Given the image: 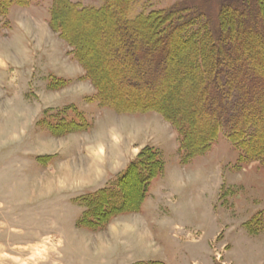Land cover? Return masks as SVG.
I'll return each mask as SVG.
<instances>
[{"label":"rangeland","instance_id":"374dc122","mask_svg":"<svg viewBox=\"0 0 264 264\" xmlns=\"http://www.w3.org/2000/svg\"><path fill=\"white\" fill-rule=\"evenodd\" d=\"M61 1L89 11L58 15L88 61L80 62L77 45L63 37V25L58 30L51 25ZM189 1L215 13L221 0H129L127 18ZM7 2L0 0V264H264L260 156L237 146L222 129L209 147L184 160L183 138L158 112L121 113L98 100L102 75L112 82L105 84L106 92L120 94L122 105L161 108L180 96L189 100L194 81L198 97L192 98L190 112L197 117H187L182 129L192 125L198 139H207L208 111L216 102L204 99L206 78L194 65V44L186 50L183 37L168 40L166 47L175 44L180 52H163L165 83L159 84L161 74L158 78L152 70L140 81L147 56L129 63L136 52L132 41L139 37L130 40L132 27L121 24L126 15L116 8L95 12L115 6L113 0H31L6 7ZM117 46H126L125 51ZM211 53L204 47L206 62ZM179 57L185 59L180 66ZM229 94L225 103L233 102ZM242 108L241 115L248 113ZM257 120V128H264ZM50 124L63 134L52 133ZM67 124L72 131H65ZM122 141L139 142L130 157H123ZM145 149L158 152L165 168L151 182L141 208L112 216L102 231L82 225L92 201L80 199L120 182ZM96 216L89 219L99 221Z\"/></svg>","mask_w":264,"mask_h":264},{"label":"trees","instance_id":"16d2710c","mask_svg":"<svg viewBox=\"0 0 264 264\" xmlns=\"http://www.w3.org/2000/svg\"><path fill=\"white\" fill-rule=\"evenodd\" d=\"M30 1L8 0L6 7L15 3L28 5ZM113 1L115 6L106 5L100 10L92 11L105 12L116 8L118 14L126 15L124 19L122 18L121 24L127 29L132 27L133 34L131 33L130 40L139 37L136 41H132L136 47V52L129 55V63H132L138 56L140 57L143 54L147 56V61L140 66L142 71L139 72L140 77L138 80L143 81L145 77L147 78L148 70L154 71V74L158 76L167 69L164 64L165 56L163 52L165 51L167 55L173 56L175 53L180 52V48L175 44L166 47V44L174 36H181L183 37L182 44H185V48L187 47L186 50L194 44L191 50L195 49L197 51L193 62L197 69H202L204 78H206L201 86L205 89L204 96L206 97L204 99L213 100L216 104L210 107L208 111V116L212 120L209 133L206 135L207 139L201 140L197 138V131L192 130V125H186V128L182 129V123L189 121L187 117L192 118L194 121L197 117L196 112H190L192 98L194 96V99L198 97V85H195L194 81L188 86L189 100L180 96L174 102L170 101L164 106L162 104L161 108L159 105L155 106L151 103L134 104L133 106L132 104L122 105L123 101L120 94L114 92L113 96L112 94L108 95L106 85H111L112 82H108L107 76L102 75L99 77L100 81L97 80L100 103L121 113L158 112L174 126L180 138H183L182 148L187 150L188 153L184 160L209 147L210 142L223 129L226 131L227 136L236 142L237 146L248 149L247 152L255 153V155L260 156L259 159L264 161V128H257L259 123L257 119L264 121V0H221L215 13L207 11L208 8L203 3L198 4L196 1H189L184 5L180 4L170 9L151 11L148 14L139 15L136 19L127 18L128 7L126 2L129 0L122 2L125 5L120 0ZM61 4L62 7L56 9L58 14L55 15L51 25L55 30H58V24L63 25L61 30L64 33L63 37L68 42L77 45L78 51L76 52L80 62L88 61L87 54L80 53L78 44L67 33L63 16L58 15H62L66 10L74 11V15L75 13H89V11H87L88 9H79L76 5H70L69 2L63 3L61 1ZM235 21L240 25L234 24ZM72 22L70 21L68 26H72L74 24ZM147 29L149 34L147 38L146 36L144 38L143 35ZM234 29L235 31L238 30V34L236 33L233 39L232 32H234ZM259 36L261 37L255 41L254 37ZM206 46L212 49L207 62L204 55V47ZM125 47L117 46L115 48H122L121 50L125 51ZM172 53L174 54L172 55ZM183 58H178L179 66L185 60ZM128 73H132L131 68ZM160 77L162 80L159 84H164L165 81L163 80L166 76L161 74ZM160 77L158 76V78ZM63 83L66 86L68 85V81ZM145 84L151 90L155 87L150 82H145ZM100 88L103 90H100ZM228 93H230L229 96L233 99V102L225 103ZM236 107L238 108L237 113L225 114V111L227 113L236 111ZM242 107L249 109L245 115H241L240 110L243 109ZM216 116L217 118H215ZM231 116H236V119ZM71 127L67 124L65 131H72ZM50 128L52 133L63 134L57 128V124H50ZM206 141H209L207 145ZM164 168L165 162L159 157L158 152L152 149L143 150L137 161L131 163L128 172L121 176L120 182L117 183L115 180L116 183L113 184L112 182L106 188L80 199L81 202H84V198L87 201H92V205H89L88 210L84 213L83 217L85 218L80 223L91 230L102 231L111 222L112 216L119 213L137 212L147 197L151 182L164 173ZM131 180L135 182L130 183ZM127 194L132 199L127 198ZM91 213L97 215L99 221H95L94 218L89 219Z\"/></svg>","mask_w":264,"mask_h":264},{"label":"crops","instance_id":"0c3cea01","mask_svg":"<svg viewBox=\"0 0 264 264\" xmlns=\"http://www.w3.org/2000/svg\"><path fill=\"white\" fill-rule=\"evenodd\" d=\"M81 76H84V73H81ZM66 80V79H65ZM67 81H69L70 83H71V81L70 80H67ZM84 81V80H83ZM68 82V85H70V83ZM67 85V86H68ZM66 86V87H67ZM125 115H128V114H125ZM133 115H137V114H133ZM137 143H139V142H134V143H128L127 145H126V143L124 144V142L122 141L121 142V147L123 148L122 150H123V157H130L131 156V154H133V146H135V145H138ZM81 186H85V185H81ZM72 189L74 188L75 190H79L78 188H79V186H77V187H71ZM84 188H87V187H84ZM136 263H139V262H136Z\"/></svg>","mask_w":264,"mask_h":264}]
</instances>
